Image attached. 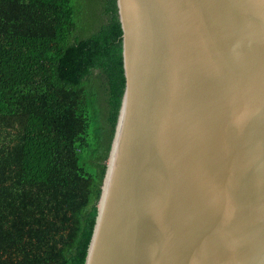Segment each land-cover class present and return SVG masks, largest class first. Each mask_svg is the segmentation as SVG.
Instances as JSON below:
<instances>
[{
  "label": "water",
  "instance_id": "95a60500",
  "mask_svg": "<svg viewBox=\"0 0 264 264\" xmlns=\"http://www.w3.org/2000/svg\"><path fill=\"white\" fill-rule=\"evenodd\" d=\"M124 91L84 264H264V0H116Z\"/></svg>",
  "mask_w": 264,
  "mask_h": 264
},
{
  "label": "trees",
  "instance_id": "16d2710c",
  "mask_svg": "<svg viewBox=\"0 0 264 264\" xmlns=\"http://www.w3.org/2000/svg\"><path fill=\"white\" fill-rule=\"evenodd\" d=\"M116 0H0V264H84L125 79Z\"/></svg>",
  "mask_w": 264,
  "mask_h": 264
}]
</instances>
